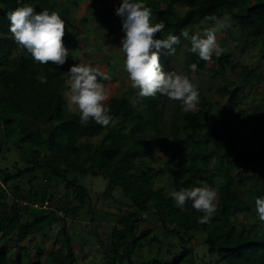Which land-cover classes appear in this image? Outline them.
<instances>
[{
    "label": "trees",
    "instance_id": "16d2710c",
    "mask_svg": "<svg viewBox=\"0 0 264 264\" xmlns=\"http://www.w3.org/2000/svg\"><path fill=\"white\" fill-rule=\"evenodd\" d=\"M79 2L19 0L18 5V0H0V157L6 159L3 148L10 146L18 151L28 149L40 157L39 162L23 165L15 160L0 163V264H80L75 247L88 246L86 239L80 237L75 243L68 231L74 222L96 218L90 192L73 174L106 178L107 184L99 195L102 200L110 201L116 186L127 197L123 204L107 202L105 213L115 223L97 242L102 251L93 253L96 264H264V221L257 217L254 204L264 188V132L261 138L253 137L245 148H237L233 122L223 112L234 117L244 113L243 109L236 110L246 97L239 93L241 79L253 88L254 79L263 76L255 65L256 59L237 66L234 53L212 54L214 73L220 74L221 81L216 85L206 83L207 89L198 91V109L194 111L182 110V104L171 99L168 112L167 96L140 97L134 88L109 98L106 105L112 119L107 126L92 119L82 124L79 111L70 108L64 96L66 72L75 61L67 57L59 66L51 61L43 65L35 61L14 41L5 16L7 11L25 3L35 11L46 8L58 12L65 21L62 43L73 51L77 41L85 37L68 25L75 21L72 11ZM144 3L152 12V21H163L165 25L154 37L168 33L179 37L172 52L183 47L187 71H193L189 65L195 63L194 73L199 76L207 61L188 51L190 44L180 33L203 23L212 25V17L234 23L231 39L240 54L256 48L257 59L264 62V0L252 6L250 0ZM103 10L112 22L117 21L114 8ZM167 54V49L159 54L165 71L170 70L163 66ZM39 75L46 77L45 83L37 79ZM109 79L101 82L106 85ZM212 92L225 100L224 106L212 98ZM261 94L264 97V90ZM213 106L217 107L216 112ZM95 137H100L97 143L90 140ZM168 141L175 143L174 152ZM185 145L187 148L182 151ZM160 152L167 153L168 158ZM35 175L47 195L26 183L28 177ZM50 178L56 180V185L63 184L68 192L61 205L55 207L51 199L56 191L51 188ZM199 182L210 183L217 193L215 210L203 222L202 211L190 204L181 211L166 188V183L179 190ZM45 202L46 208H41ZM240 213L249 221L239 220ZM144 220L153 221V225L140 230L139 224ZM55 223H59L55 239L58 247L45 252L37 246L33 259L29 248L20 243L46 227L53 228ZM191 230L201 233V241L191 243L195 238L189 235ZM6 242H10L8 247ZM200 244L204 248L198 257L200 251L195 249Z\"/></svg>",
    "mask_w": 264,
    "mask_h": 264
},
{
    "label": "clouds",
    "instance_id": "9594fccd",
    "mask_svg": "<svg viewBox=\"0 0 264 264\" xmlns=\"http://www.w3.org/2000/svg\"><path fill=\"white\" fill-rule=\"evenodd\" d=\"M114 14L120 18L123 33L119 41L123 68L132 86L138 89V96L161 94L179 101L185 111L193 110L199 94L192 81L185 74L163 70L159 63L161 50L167 49L171 53L173 46L179 43V37L171 33L154 37L155 33H161L165 25L163 21H152V12L144 0H120L119 6L114 8ZM5 16L14 41L35 61L42 65L49 61L57 66L65 63L68 56V49L62 43L65 21L58 12L46 8L35 11L31 4L25 3L7 11ZM211 19L212 25L209 27L180 33L190 44L188 51L205 61L217 49V31L228 26L227 18ZM189 67L195 71L197 65L192 63ZM66 73L69 78V100L79 111L80 122L83 124L92 119L101 126H107L112 117L108 106L102 103L107 99V93L101 81L109 79L108 74L80 63L71 65ZM37 79L41 83L46 82L43 75L37 76ZM216 195V190L206 182L181 187L179 190L173 189L169 193L175 206L181 211L186 210L187 204L202 211V222L214 212ZM254 204L257 217L264 221V188L260 189Z\"/></svg>",
    "mask_w": 264,
    "mask_h": 264
},
{
    "label": "rangeland",
    "instance_id": "374dc122",
    "mask_svg": "<svg viewBox=\"0 0 264 264\" xmlns=\"http://www.w3.org/2000/svg\"><path fill=\"white\" fill-rule=\"evenodd\" d=\"M262 0H250L249 6L257 4ZM120 0H80L78 5L74 7L72 11V16L75 17V21L69 23L71 29H76L80 32L81 38L77 41V46L73 51H68V56L72 58L76 63L86 64V65H95L98 66L103 73H110L111 78L105 86L107 93V99L102 103L106 104L112 96L123 93L125 91H131L134 89L132 82L128 79L127 72L123 68V54L119 50V41L120 37L123 35L121 32L120 18H117V21L112 22V20L104 14V8H115L116 4ZM180 10H184L180 8ZM238 11V8H235ZM85 22L80 20L86 18ZM110 21L108 22V20ZM101 22V23H100ZM211 25L201 24L199 28L203 29L204 27H209ZM236 26L234 23H228V26L223 29H219L216 33V44L217 49L213 51L214 55H218L221 52L229 51L234 53L236 59L234 62L237 66L242 65L247 60L252 58L256 59L255 65L259 66L263 76L261 79H254L253 88L248 87L243 84L244 79H241L240 91L241 95L245 94L246 97L241 100L239 105H237L236 110L243 109L244 113L237 117H234L230 112L224 111L225 116L229 121L233 122V135L235 137V144L237 148H245L249 145V142L253 137L261 138L262 133L264 132V97L261 94L264 90V62L257 59L256 48L248 49L245 53L240 54L239 48L236 42L232 41L231 34L234 33ZM189 31L195 30L188 29ZM183 46L185 42H182ZM105 54V56L103 55ZM106 58L109 60L106 62ZM114 62V63H113ZM115 64V65H114ZM112 66L114 67L113 69ZM163 66L165 69H170L182 74H187L189 79L192 81L194 86L198 91L206 90V83L212 82L213 85H216L221 81L220 74L214 73L216 64L211 60H207V67L202 71L199 76L194 73V71H187L185 62H184V51L181 47L174 54L168 51L167 57L163 59ZM232 77L228 80L231 81ZM67 88L64 91V96L66 97L68 106L73 110L78 111L75 106L69 100V78L66 80ZM208 93V92H207ZM211 93V91L209 92ZM213 93V92H212ZM214 94V93H213ZM211 95V94H210ZM214 100L218 101L222 106L225 104L224 99H218L214 94L212 97ZM168 101L165 104L167 111L171 110V99L168 98ZM213 100V101H214ZM184 110V108H181ZM195 109H198L196 104ZM217 111V107L213 106V112ZM33 129V127H31ZM100 137H95L90 139L92 142H98ZM175 143L168 141L167 145L174 152ZM187 146L185 145L182 149L185 150ZM8 149V150H7ZM3 152L6 156V159L0 157V163H5L7 160L17 161L19 164H24L25 162H39L40 157L34 152L24 149V150H15L12 146L3 148ZM181 152H177V155H180ZM160 154L167 159L168 154L165 152H160ZM178 157V156H177ZM5 161V162H4ZM72 177L76 178L77 181L85 185L90 192L91 204L95 206L94 210V221H89L87 218H83L78 222H74L72 227L69 229V233L73 236V241L79 242L80 237H83L82 240L86 239V247L80 248V244H76L75 250L79 254L80 264H96L97 259L94 258L93 253L97 250L102 251V249L97 246L98 240L104 238L107 235V232L110 230L111 226L115 223V220L110 215H106L105 209L108 207L107 202H114L116 204L126 203L127 197L123 193L120 186L114 187L112 190V198L110 201L102 200L100 197V192L105 188L107 184V179L101 175H90V174H73ZM36 177V178H35ZM34 177H28L26 183L31 185L34 189L40 190L41 195H47L46 190L43 188L41 181ZM50 185L52 189L56 192L51 199V205L55 207L56 205H61L67 195V191L63 188V184H57L54 178H50ZM210 185V183H207ZM166 188L170 191L173 190L169 186V183H166ZM214 188V187H212ZM117 207L115 206L114 209ZM34 215L38 217V213L34 212ZM238 218L241 221H249V218H246L243 214H238ZM153 221L144 220L139 224V229H145L148 226H152ZM57 226L59 223H55L53 228L46 227L35 235L27 236L20 244L26 245L31 253V257L35 259V250L37 246H42L45 252L49 250L56 249L58 247L55 242L57 236ZM93 229L96 231L94 232ZM107 231V232H106ZM193 234L195 238L191 239V243H197V240L201 241V233L197 230H191L189 235ZM188 237V235H186ZM10 242H6L5 246L8 247ZM203 245H197L195 251H200L198 257L202 255ZM165 253V248L162 250ZM206 257V256H204ZM208 260V259H207ZM208 262V261H205Z\"/></svg>",
    "mask_w": 264,
    "mask_h": 264
},
{
    "label": "built area",
    "instance_id": "2783aa9c",
    "mask_svg": "<svg viewBox=\"0 0 264 264\" xmlns=\"http://www.w3.org/2000/svg\"><path fill=\"white\" fill-rule=\"evenodd\" d=\"M47 203L45 202L43 206H41V208H46ZM60 213V212H59Z\"/></svg>",
    "mask_w": 264,
    "mask_h": 264
}]
</instances>
